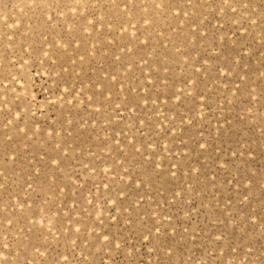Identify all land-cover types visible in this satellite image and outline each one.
<instances>
[{"label": "rangeland", "instance_id": "obj_1", "mask_svg": "<svg viewBox=\"0 0 264 264\" xmlns=\"http://www.w3.org/2000/svg\"><path fill=\"white\" fill-rule=\"evenodd\" d=\"M230 3L0 0V264H264V0Z\"/></svg>", "mask_w": 264, "mask_h": 264}, {"label": "snow or ice", "instance_id": "obj_2", "mask_svg": "<svg viewBox=\"0 0 264 264\" xmlns=\"http://www.w3.org/2000/svg\"><path fill=\"white\" fill-rule=\"evenodd\" d=\"M223 3L225 5L228 6V8L230 9V11L235 14L237 12V9L235 7H232L231 3H230V0H223ZM242 7L244 8H247V5H242ZM49 19H51V17H49ZM252 23H255V21H251ZM81 59H83V57H81ZM113 79H115V77H113ZM65 92H68V89L65 88L64 89ZM16 118L17 119H22L23 117L21 116V113L20 112H17L16 113ZM201 147H204L203 145H201ZM53 163H57L56 161H53ZM105 187H108L107 185H105ZM89 203H91V201H89ZM114 203V202H113ZM113 219H115V217H113ZM155 227V225H154ZM77 232H79V229H77ZM156 232L159 233L160 232V228L159 227H156ZM103 242L109 246V247H112L114 246L115 249H120L121 248V244L119 243H115V240L117 239L115 236L113 237H109L108 235H103ZM97 239H100V237H97ZM144 240H148V242H151V240H149V237L148 236H145L143 237ZM221 237H217V240H220ZM125 244L127 243V241L124 242ZM64 259L66 260L67 257H64Z\"/></svg>", "mask_w": 264, "mask_h": 264}]
</instances>
